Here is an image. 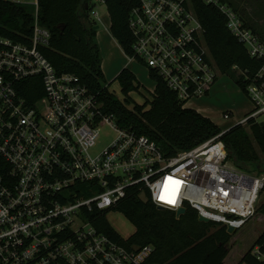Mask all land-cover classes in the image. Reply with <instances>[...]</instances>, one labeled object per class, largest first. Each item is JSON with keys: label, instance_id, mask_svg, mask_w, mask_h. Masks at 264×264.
Masks as SVG:
<instances>
[{"label": "built area", "instance_id": "built-area-1", "mask_svg": "<svg viewBox=\"0 0 264 264\" xmlns=\"http://www.w3.org/2000/svg\"><path fill=\"white\" fill-rule=\"evenodd\" d=\"M4 1L32 5L34 21L25 41L0 34V264H147L154 246L128 248L100 228L101 216L109 221L132 192L176 215L190 207L227 228L239 229L256 214L264 174L236 167L221 139L235 125L264 119V43L241 11L202 0L221 10L228 29L260 62L256 71L232 67L252 111L199 146L168 154L147 135L120 127L80 76L56 70L44 53L52 34L39 21V0ZM129 28V60L146 66L156 86L152 73L161 78L184 108L210 95L225 74L193 0H138ZM31 78L40 81L42 95L29 102L20 90ZM223 117L232 116L225 111ZM104 126L116 136L97 150ZM255 254L264 260L260 248Z\"/></svg>", "mask_w": 264, "mask_h": 264}, {"label": "trees", "instance_id": "trees-1", "mask_svg": "<svg viewBox=\"0 0 264 264\" xmlns=\"http://www.w3.org/2000/svg\"><path fill=\"white\" fill-rule=\"evenodd\" d=\"M236 10L239 8L230 0ZM92 0H39V21L51 31L50 46L45 55L59 73H75L98 94L105 111L116 117L119 126L147 135L155 140L168 154L190 150L210 140L221 132L209 117L193 108H184L178 96L155 74L158 80L152 100L134 105L131 109L126 100L131 92H138L141 84L137 76L124 68L117 79L120 81L125 100L111 93L106 85L102 69V55L97 43L96 23L89 18ZM194 9L204 29L210 52L222 72L228 73L234 65L256 71L260 62L253 60L244 45L227 27V18L215 5L193 0ZM89 4V6H87ZM138 0H108L111 32L127 55L133 54L134 38L129 28L131 10ZM34 21L32 5L15 4L0 0V34L25 41L31 33ZM22 33L23 35H21ZM242 79V77H241ZM238 84L244 90L241 80ZM20 93L34 101L42 95V85L37 78L26 80ZM247 126L235 125L221 139L225 143L228 160L248 173L264 174V121H250ZM135 226V233L124 238L105 216L99 219L100 228L111 238L128 248L154 246L147 264H264L255 254L256 248L264 253V229L252 238L251 246L231 258L235 233L244 227L264 219V204L256 214L233 234L225 225L199 220L196 210L187 208L177 216L172 210H162L150 199L144 200L138 192L130 193L117 206ZM220 226L215 231L212 227Z\"/></svg>", "mask_w": 264, "mask_h": 264}, {"label": "rangeland", "instance_id": "rangeland-1", "mask_svg": "<svg viewBox=\"0 0 264 264\" xmlns=\"http://www.w3.org/2000/svg\"><path fill=\"white\" fill-rule=\"evenodd\" d=\"M33 1V0H29ZM233 5H236L239 10L247 17L258 36L261 37L264 43V0H230ZM96 12L98 14H96ZM89 18L95 22L100 31V38L102 41V57L103 69L106 78V85L110 92L121 100H125V94L122 91L120 81L117 76L124 68H128L138 78L141 84V91L131 92L126 102L131 109L134 105L144 104L146 101L152 100L150 91H154L156 83L150 77L148 69L143 64L133 60L130 61L123 53L121 46L113 39L112 35L105 30L106 22L110 20L109 10L104 3L91 4L89 11ZM102 19V20H101ZM238 74L231 70L220 76L217 84L214 86L212 93L208 96H201L192 98L187 101L189 108L195 110L207 111V116L214 121L220 128L226 129L233 125L236 120L242 119L248 115L252 109L253 104L246 92L239 86L237 80ZM228 111L231 113V119H225L223 113ZM199 112V111H198ZM264 121V119H261ZM247 126L249 129L248 125ZM115 132L109 126H104L101 131V139L97 150H100L108 144L114 137ZM264 198V195L263 197ZM264 204V200L259 203V206ZM110 224L123 236L129 238L135 233L134 224L120 212L110 213L108 216ZM220 226L212 227L211 231H215ZM264 229V219L258 218L256 223L248 227L239 229L233 237V247L231 250V258L238 259L239 253L242 250L251 246L252 238L256 236L260 230Z\"/></svg>", "mask_w": 264, "mask_h": 264}, {"label": "crops", "instance_id": "crops-1", "mask_svg": "<svg viewBox=\"0 0 264 264\" xmlns=\"http://www.w3.org/2000/svg\"><path fill=\"white\" fill-rule=\"evenodd\" d=\"M101 20H102V19H101ZM106 23H107V24H106V28H105V30L108 31V32L110 33V35H112V39H113L118 45L121 46V44L119 43V41L113 36V34H112V32H111V24H112V22H111V18H110L109 22L107 21ZM100 34H101L100 31L97 30L96 40H97V43H98L99 46H100V49L102 50V41H103V40H101V38H100ZM121 49L123 50V53L125 54V56L128 57V55L125 53V51H124V49H123L122 46H121ZM101 55H102V53H101ZM128 58H129V57H128ZM102 69H103V57H102ZM103 72H104V69H103ZM197 111H199V112L202 113L203 115L207 116V114H206L207 111H205V110H203V109H201V110H197ZM207 117H208V116H207Z\"/></svg>", "mask_w": 264, "mask_h": 264}, {"label": "water", "instance_id": "water-1", "mask_svg": "<svg viewBox=\"0 0 264 264\" xmlns=\"http://www.w3.org/2000/svg\"><path fill=\"white\" fill-rule=\"evenodd\" d=\"M87 6H89V4L87 5ZM99 28V26H95V29H98ZM160 209H162V210H165L166 208L165 207H163V206H160L159 207ZM186 213V209L185 208H181V209H179L178 210V212H177V216L179 217V216H181V215H183V214H185ZM199 220L200 221H203V222H209V219H207L206 217H203V216H200L199 217ZM237 231V228L236 227H233V226H229L228 227V232L229 233H231V234H233L234 232H236Z\"/></svg>", "mask_w": 264, "mask_h": 264}, {"label": "snow or ice", "instance_id": "snow-or-ice-1", "mask_svg": "<svg viewBox=\"0 0 264 264\" xmlns=\"http://www.w3.org/2000/svg\"><path fill=\"white\" fill-rule=\"evenodd\" d=\"M169 179H171V178H169ZM173 183H176V184H178V183H180L179 181H173ZM165 188H167V183H166V185H165ZM162 200H164L165 199V196H164V194L162 193L161 194V197H160ZM168 203H174V200H172V199H169L168 201H167Z\"/></svg>", "mask_w": 264, "mask_h": 264}]
</instances>
